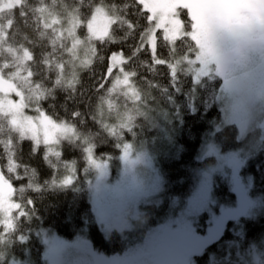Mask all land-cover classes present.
<instances>
[{"label":"trees","instance_id":"trees-1","mask_svg":"<svg viewBox=\"0 0 264 264\" xmlns=\"http://www.w3.org/2000/svg\"><path fill=\"white\" fill-rule=\"evenodd\" d=\"M98 5L107 7L112 24L106 38L87 42V22ZM141 6L138 0H21L18 6L0 11L1 76L21 90L26 112L35 109L55 122L71 125L78 136L61 140L56 152L21 137L0 113V172L19 206L10 215L9 228L0 224V264H44L39 230L65 240L84 235L94 250L107 256L142 242L147 229L176 213L179 205L174 207V200L184 204L199 172L214 163L212 158L198 160L208 140L222 153L241 150V175L213 179L217 211L236 204L238 179L251 178L249 195L264 200V132L253 125L239 139L234 125L216 130L223 122L225 106L221 78L204 77L194 84L182 65L197 50L188 36L170 42L157 31L153 56L143 45L152 22ZM45 12L58 22L49 26L51 18L45 19ZM73 18L78 22L77 38L90 45L92 54L88 64L68 81L72 43L59 30ZM182 24L191 30L188 12ZM115 53L124 57L123 68L138 94L140 114L128 128L111 131L112 118L104 121L99 112L109 95L112 73H108V63ZM259 113L264 115V106ZM87 144L94 159L112 172L121 165L124 146L149 152L164 188L161 202L139 207L144 224L123 234H103L88 199L94 172L86 160ZM209 224L210 214L203 212L195 229L204 234ZM262 238L264 211L256 217L242 214L226 223L218 239L194 258L195 264H247L239 258L240 251Z\"/></svg>","mask_w":264,"mask_h":264},{"label":"rangeland","instance_id":"rangeland-1","mask_svg":"<svg viewBox=\"0 0 264 264\" xmlns=\"http://www.w3.org/2000/svg\"><path fill=\"white\" fill-rule=\"evenodd\" d=\"M149 13L151 27L144 35L143 45L155 56L156 32L173 42L181 36L190 37L197 46L193 58H186L183 66L192 75L195 85L204 77L222 80L224 95L222 125H234L238 138L257 126L264 132V0H138ZM21 0H0V11L18 6ZM186 7L191 19L190 31L182 24L178 7ZM50 25L58 19L49 15ZM113 18L106 6L98 5L87 22V42L107 37ZM78 22L73 18L59 30L72 45V61L66 70L72 81L78 70L88 64L92 50L87 42L76 36ZM120 53L109 57L108 73L112 83L108 98L100 106L99 117L110 120V130L128 128L140 114L138 94L130 74L123 68ZM181 64V63H180ZM174 70V68H173ZM21 90L5 80L0 73V113L6 115L18 134L36 145L58 151L61 140H75L78 136L71 125L53 121L38 110L26 112ZM86 160L94 172L88 186V199L95 221L103 234H120L145 223L140 206L161 202L164 182L149 152L133 151L126 145L120 155V167L113 172L104 162L94 159L92 147H85ZM241 150L221 152L211 140L201 148L198 160L214 159V163L199 172L191 194L184 204L174 200L179 208L158 226L147 229L142 242L128 246L121 254L104 255L93 249L89 240L78 236L65 240L56 234L39 230L43 245L44 264H195L194 258L208 244L218 239L226 223L242 214L256 217L264 211V200L249 195L251 178L237 180L236 204L217 211L213 195V179L240 176ZM242 166V165H241ZM19 208L13 200V189L0 172V224L11 226L10 215ZM174 212V211H173ZM208 212L210 224L204 234L195 229L198 216ZM142 226V225H141ZM144 226V225H143ZM190 233V235H189ZM239 248H236L237 252ZM242 250V249H241ZM237 256V255H235ZM247 264H264V238L240 251ZM10 264H22L11 262Z\"/></svg>","mask_w":264,"mask_h":264},{"label":"snow or ice","instance_id":"snow-or-ice-1","mask_svg":"<svg viewBox=\"0 0 264 264\" xmlns=\"http://www.w3.org/2000/svg\"><path fill=\"white\" fill-rule=\"evenodd\" d=\"M177 11H181V10L177 9ZM187 12H188V10L186 8L181 11V18L182 19H184L187 16ZM189 235H190V233H189Z\"/></svg>","mask_w":264,"mask_h":264},{"label":"clouds","instance_id":"clouds-1","mask_svg":"<svg viewBox=\"0 0 264 264\" xmlns=\"http://www.w3.org/2000/svg\"><path fill=\"white\" fill-rule=\"evenodd\" d=\"M44 16L47 18L49 16V13L48 12H45L44 13Z\"/></svg>","mask_w":264,"mask_h":264}]
</instances>
